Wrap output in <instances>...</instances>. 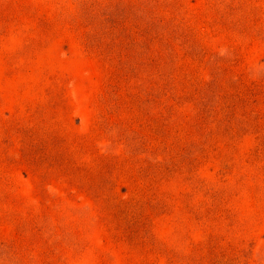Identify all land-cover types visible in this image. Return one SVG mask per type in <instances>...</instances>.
<instances>
[{
	"label": "rangeland",
	"instance_id": "obj_1",
	"mask_svg": "<svg viewBox=\"0 0 264 264\" xmlns=\"http://www.w3.org/2000/svg\"><path fill=\"white\" fill-rule=\"evenodd\" d=\"M0 264H264V0H0Z\"/></svg>",
	"mask_w": 264,
	"mask_h": 264
}]
</instances>
